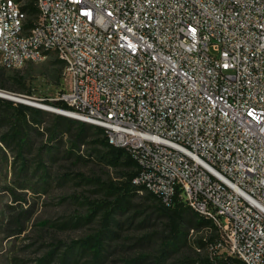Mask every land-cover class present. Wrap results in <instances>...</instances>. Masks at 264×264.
Here are the masks:
<instances>
[{
	"label": "built area",
	"instance_id": "1",
	"mask_svg": "<svg viewBox=\"0 0 264 264\" xmlns=\"http://www.w3.org/2000/svg\"><path fill=\"white\" fill-rule=\"evenodd\" d=\"M50 53L55 113L103 128L139 191L207 219L209 259L264 264V0H0V65Z\"/></svg>",
	"mask_w": 264,
	"mask_h": 264
},
{
	"label": "rangeland",
	"instance_id": "2",
	"mask_svg": "<svg viewBox=\"0 0 264 264\" xmlns=\"http://www.w3.org/2000/svg\"><path fill=\"white\" fill-rule=\"evenodd\" d=\"M56 58L50 53L42 61L5 69L2 80L29 96L28 100L41 104L39 99L53 98L64 87L63 66ZM5 110L0 104V115ZM41 122V126L51 124L47 117ZM5 130L2 125L0 133ZM34 137L37 145L25 153L29 159L27 175L18 172L14 149L0 150V264H39L49 252L52 254L46 264H61L67 246L95 234L104 212L117 200L115 186L121 169L109 166L102 158V147L96 143L101 135L89 132L80 145L74 135H62L60 142L50 143L53 159L37 149L45 136ZM70 149L72 153L67 151ZM38 160L48 165L46 184L39 180L40 173L31 175ZM119 206L112 212L109 225L117 234L115 239H105L102 261L92 262L85 253L75 264H197L207 256L210 230L184 227L181 243L160 258V236L167 234V221L159 201L148 192L132 193ZM150 237L151 241H141Z\"/></svg>",
	"mask_w": 264,
	"mask_h": 264
},
{
	"label": "trees",
	"instance_id": "3",
	"mask_svg": "<svg viewBox=\"0 0 264 264\" xmlns=\"http://www.w3.org/2000/svg\"><path fill=\"white\" fill-rule=\"evenodd\" d=\"M30 8L32 9V6ZM56 59L62 64L60 59ZM5 69L8 68L0 65V90L11 93L19 92L20 94L21 91L8 87L2 80L6 73ZM39 101L56 108L69 109V106L61 100H51L46 97L39 99ZM0 104H3L6 108V112L0 115L1 120L4 121L2 124L0 123V128L2 125L6 126V130L0 133V150H2V147L10 151L14 149L15 156L18 160V172L23 175H27L26 169L29 165V159L25 157V153L27 151L31 152L32 147L37 145L34 136L40 137V139L45 136V141L41 142L37 146V149L40 152L43 151L46 153L50 159L54 158L52 150L53 145L50 143L60 142L62 135H74L77 145L85 143L87 133L89 132H91L92 135L97 134L102 136L96 142L102 147V158L105 159L109 166L121 169V173L118 175V185L115 186L117 190L115 206L111 207L107 212H104L101 228L95 234L71 242L60 258L61 264H75L78 256H83L87 253L92 257V262H101L105 239H115L114 235L117 234L115 230L109 227L112 212L118 211L120 203L126 201L127 197L132 193H137L141 189L140 186L132 183V178L137 172L135 162L122 148L112 146L107 142L104 129L101 127L88 124L60 113H55L22 102H15L2 97H0ZM44 117L51 120L50 125L41 126V119ZM39 126L42 127V130H39ZM73 129L74 133H72ZM67 151L72 153L73 150L70 149ZM33 159L34 158H32V160ZM47 167V164L38 160L34 165L31 175L40 173V175H38L39 180L42 179L43 183L46 184L47 180L44 176L47 177L48 175ZM148 194L159 201V210L163 213L167 221L165 224L167 234H162L160 236V258L173 252L174 248H177L181 243L184 227H189L188 229L193 230H195V228H210V222L186 206L180 199L178 193L173 196L170 205H164L155 195L149 192ZM214 235L215 233L210 231L206 243L211 241ZM145 240L151 241L152 237L142 239L141 241ZM51 254L52 252H49L46 256L41 257L39 259V264H46L51 258ZM197 264H241V262L232 257H214V259L211 260L206 256L200 258Z\"/></svg>",
	"mask_w": 264,
	"mask_h": 264
},
{
	"label": "water",
	"instance_id": "4",
	"mask_svg": "<svg viewBox=\"0 0 264 264\" xmlns=\"http://www.w3.org/2000/svg\"><path fill=\"white\" fill-rule=\"evenodd\" d=\"M1 91H4L6 93L15 95V96H9L7 94L6 95L0 94V97H2V98L10 99V100L17 101V102L26 103V104H29V105H34L33 103L25 102V101L21 100V98L17 97V96H20V97L30 98L29 96L22 95V94H19V93H11V92H8V91H5V90H1ZM41 104L44 105V106L51 107L50 105H46V104H43V103H41ZM54 108L57 109L56 107H53V109H51V110L49 108H46V109H48L49 111H52V112H57Z\"/></svg>",
	"mask_w": 264,
	"mask_h": 264
},
{
	"label": "bare ground",
	"instance_id": "5",
	"mask_svg": "<svg viewBox=\"0 0 264 264\" xmlns=\"http://www.w3.org/2000/svg\"><path fill=\"white\" fill-rule=\"evenodd\" d=\"M0 94H2V95H9V96H15V95H13V94H9V93H6V92H4V91H1L0 90ZM17 97H19V98H21V100H23V101H25V102H29V103H33V101H31V100H28L27 98H25V97H20V96H17ZM30 99V98H29ZM33 104H35V103H33ZM36 105H40L39 103L38 104H36ZM42 105V104H41ZM43 107H46V108H49L50 110L51 109H53V107L54 106H51V107H48V106H44V105H42Z\"/></svg>",
	"mask_w": 264,
	"mask_h": 264
}]
</instances>
